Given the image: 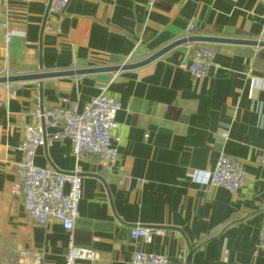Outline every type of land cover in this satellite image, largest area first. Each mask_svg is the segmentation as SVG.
I'll return each mask as SVG.
<instances>
[{
  "label": "crops",
  "instance_id": "0c3cea01",
  "mask_svg": "<svg viewBox=\"0 0 264 264\" xmlns=\"http://www.w3.org/2000/svg\"><path fill=\"white\" fill-rule=\"evenodd\" d=\"M49 1L0 0V76L136 62L188 35L264 40V0H71L60 17L48 16ZM197 44L215 48L218 64L198 79L185 66L187 43L139 68L0 83L2 264H66L68 231L57 220L32 221L23 194L11 190L21 124L63 97L83 111L103 85L122 102L113 172L97 155L78 160L69 139L40 147L35 158L59 172L82 169L74 243L98 259L78 264H131L136 250L171 264H264V47ZM221 153L245 165L236 192L198 180ZM137 225L163 233L134 241Z\"/></svg>",
  "mask_w": 264,
  "mask_h": 264
},
{
  "label": "built area",
  "instance_id": "2783aa9c",
  "mask_svg": "<svg viewBox=\"0 0 264 264\" xmlns=\"http://www.w3.org/2000/svg\"><path fill=\"white\" fill-rule=\"evenodd\" d=\"M70 1L50 0L48 16L60 17ZM190 28H193V25ZM6 36L8 41L11 40L12 32L8 31ZM189 48L185 66L193 78H202L208 74L211 67H218L214 61L217 53L215 48L197 43H190ZM121 109L122 102L108 93V85H103L100 87V93L86 103L83 111L77 109L75 102L63 97L57 105L38 106L31 114V121L24 119L22 121L23 139L20 144L22 158L16 163V181L11 190L13 193L23 194L25 210L32 221L47 225L57 220L68 231L66 264L98 259L95 249L79 247L74 243V229L80 215L79 203L83 191L82 169L77 165L71 172H59L49 167L37 166L35 163L37 151L52 141L69 139L78 160L87 154L97 155L105 171L111 174L120 155L121 127L117 115ZM261 162L264 167V150ZM201 177L198 180L203 185L213 184L236 192L246 184L247 171L241 160L221 153L215 168L211 171H202ZM127 180L128 177L123 176L118 182L124 185ZM162 233V229L137 225L132 229V239L150 242L153 234ZM258 248L264 250V219ZM131 264L171 262L165 255L136 250Z\"/></svg>",
  "mask_w": 264,
  "mask_h": 264
},
{
  "label": "water",
  "instance_id": "95a60500",
  "mask_svg": "<svg viewBox=\"0 0 264 264\" xmlns=\"http://www.w3.org/2000/svg\"><path fill=\"white\" fill-rule=\"evenodd\" d=\"M187 43L239 44V45L264 47V40L210 36V35H188L176 39L175 41L169 43L165 47L161 48L152 55L140 61L124 63L119 65H105V66H97V67L65 69V70H55V71H44L40 69L39 71L33 73L2 75L0 76V83H12L19 81H27V80H40L41 81L40 84H43L42 81L44 79L53 78V77L85 75V74L102 73V72H118L122 70L139 68L154 61L155 59L164 55L173 48ZM190 258H191V254L187 257V260L189 261ZM0 264L2 263L0 262Z\"/></svg>",
  "mask_w": 264,
  "mask_h": 264
},
{
  "label": "trees",
  "instance_id": "16d2710c",
  "mask_svg": "<svg viewBox=\"0 0 264 264\" xmlns=\"http://www.w3.org/2000/svg\"><path fill=\"white\" fill-rule=\"evenodd\" d=\"M12 259L13 258L11 257L7 258V260L4 261V264H16V261L14 262Z\"/></svg>",
  "mask_w": 264,
  "mask_h": 264
}]
</instances>
